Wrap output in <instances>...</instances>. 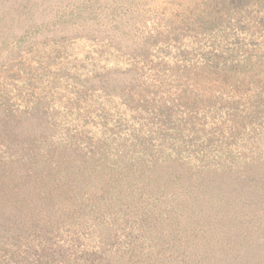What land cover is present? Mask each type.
<instances>
[{"label":"trees","instance_id":"1","mask_svg":"<svg viewBox=\"0 0 264 264\" xmlns=\"http://www.w3.org/2000/svg\"><path fill=\"white\" fill-rule=\"evenodd\" d=\"M64 2L79 9L84 25L97 15L90 0ZM213 4L204 31L175 39L173 55L169 40L123 55L106 52L121 50L118 44L102 46L106 58L170 65L178 72L176 95L139 93L136 87L144 85L137 80L130 85L109 77L111 60L99 66L85 57L88 71L64 64L71 45L65 37L33 42L30 63L19 60L9 71L0 92V264H110L114 256L121 264L261 261L254 243L263 226L253 236L241 221L221 234L209 223L236 214L238 206L263 215L264 223V148L255 150L238 126L253 107L264 108V99L257 101L264 85L234 110L203 97L212 78L263 66L264 0ZM61 7L53 9L55 23ZM36 10L33 3L24 8L17 24L37 31ZM119 238L124 246L114 253ZM213 239L216 245L207 246ZM126 247L145 257L134 253L138 259L131 262Z\"/></svg>","mask_w":264,"mask_h":264},{"label":"rangeland","instance_id":"2","mask_svg":"<svg viewBox=\"0 0 264 264\" xmlns=\"http://www.w3.org/2000/svg\"><path fill=\"white\" fill-rule=\"evenodd\" d=\"M214 1L90 0V5L92 9H95L97 15L94 18H88V25H84L76 17L80 15L79 9H70L64 0H0V92L7 90V84L10 78L8 75L9 71L19 66L16 64L19 60L23 62L22 66H27L30 63L32 55L29 52L30 48L34 45L33 42L42 41L41 43H37L40 45L48 39L65 37L66 42H69L71 45L66 48V52L60 59L64 64L69 63L75 68H78L80 64L88 71L87 64L84 61L85 57L88 60L95 61L99 66H102L104 61L111 63V60L112 65H108V67L112 68V71L107 73L109 77L119 80L123 84L130 85H133L137 80L140 84L144 85L142 88L136 87L139 93L146 92L155 94L158 91L159 93H172L176 95L179 92L176 91L179 83L176 80L178 72L170 70L168 68L170 65L161 67L160 64H156L157 62L154 61V63H148L147 66H144L142 62L139 64L133 63L128 59V56H121L116 60V57L111 55L112 52L109 53L111 57L106 58V54L101 51L105 52L104 47L110 46L109 43L113 45L118 44L121 50L108 48L106 52L116 50L119 55H123L128 50L142 45L146 46V49H151V44L155 41L160 40L159 43H162L165 40H169L171 41L168 47V50L171 48L169 54L173 55V41L175 39L182 40V38H191L192 35L195 36L196 33L199 34L204 31L206 27L204 20L213 14L214 11L216 12L217 9L213 4ZM32 3L37 5L34 18L38 27L34 29L37 31L33 33H31L32 31L24 29L22 25L17 24L19 18L23 19L25 17L26 12H23L24 8ZM59 6H62V17L55 23L53 20V9ZM40 26L43 28L39 29ZM21 37H25L24 40L20 39ZM17 41H20V43ZM17 47H20V52ZM101 53L102 55L100 56ZM261 63H264V59ZM131 65L135 66L138 72L132 70ZM31 66L34 67V64H31ZM256 69L253 73L249 72L248 75H243L241 71L237 70L233 73L228 72L227 77L218 75L219 77L212 78L208 83V87H210L205 91L203 99L211 97L210 103L220 104V106H222L221 103H227L233 110L237 109L240 105L244 106L247 99L256 93V89L261 87L262 84L264 85V80L261 83L258 80L261 78L264 79V64L261 69L257 71ZM21 70H23L24 75L28 72L24 67ZM225 74L223 72L221 75ZM86 77L88 79L90 78L88 76ZM191 84L192 81L187 82V86ZM158 87H161V89L157 90ZM259 93L260 98H257V101L264 99L262 97L264 95L263 92L261 91ZM189 95H191L190 92ZM252 112L259 114L251 115ZM223 114H225L224 111ZM243 120L245 121L244 125H237L239 127H245L243 131L246 133V141H249L255 150L260 147L264 148V108L256 110L253 107L251 112ZM206 121H212L211 112L207 114ZM223 121L222 119L221 122ZM25 123L27 124V122ZM32 124H34V121ZM24 127L25 125L23 124L22 128L24 129ZM229 128H232L231 124ZM234 130L238 131V128H234ZM226 131H229V129ZM217 179L215 178L214 181H217ZM231 182L230 180L229 185ZM230 188H234V186H230ZM233 215H235V219L232 218ZM233 215L228 214L224 217L218 215L213 222L210 221L209 224L212 226V233L217 231L218 234H221L231 231L230 224L233 220L241 221L242 229L246 232L248 231L250 235L253 232V236H257L254 232L255 229L261 226L264 227V223L259 220L263 215L255 217L251 212L242 213L240 212L239 206L236 208V214ZM185 222L183 220V223ZM246 224H248L249 228L246 227ZM121 240L119 238L112 246L114 253L115 247L124 246L120 244ZM205 242H207V246L216 245V239H213L212 245L211 241L209 243V240ZM135 243L137 245L136 240ZM254 244L260 253L257 257L261 259L256 264H264V231L262 238L259 237V240ZM130 249L128 247L125 248V255L131 262L138 259L135 254L139 253L138 255L140 257H145L141 256L140 251L136 247H133L134 252ZM140 249L144 254L148 250L144 243ZM216 257L214 256V258ZM110 264L121 263L117 262V258L114 256L110 260Z\"/></svg>","mask_w":264,"mask_h":264}]
</instances>
